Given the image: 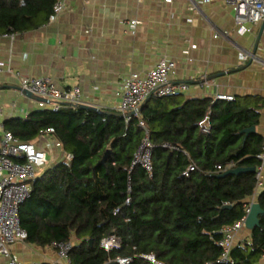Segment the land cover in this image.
<instances>
[{
  "label": "trees",
  "instance_id": "obj_1",
  "mask_svg": "<svg viewBox=\"0 0 264 264\" xmlns=\"http://www.w3.org/2000/svg\"><path fill=\"white\" fill-rule=\"evenodd\" d=\"M55 1L0 0V34L45 25ZM171 97L142 104L145 130L135 117L126 122L105 114L111 111L68 105L4 122L16 139L35 147L43 133L53 129L63 153L72 155L30 183L29 197L18 210L27 234L24 242L37 248L73 242L70 264H117V258L150 264L140 254L164 264H230L218 262L221 249L215 243L223 229L245 218L256 180L252 173L220 176L260 165L257 155L264 137L242 131L258 126L261 109L251 97L213 104L210 99H191L172 109L165 102ZM208 111L209 132L203 134L198 123ZM145 131L152 145V172L135 166L128 194L129 167ZM107 150L109 157L98 165ZM189 165L194 171L185 176ZM255 201L264 210V190ZM258 218L250 240L233 245V264H259L264 257V214ZM109 236L117 237L120 246L107 252L100 242Z\"/></svg>",
  "mask_w": 264,
  "mask_h": 264
},
{
  "label": "crops",
  "instance_id": "obj_2",
  "mask_svg": "<svg viewBox=\"0 0 264 264\" xmlns=\"http://www.w3.org/2000/svg\"><path fill=\"white\" fill-rule=\"evenodd\" d=\"M192 1L65 0L55 22L16 33L12 40L0 34V124L40 109L38 101L17 90L20 78H47L61 90L77 87L84 105L118 113L123 79L132 73L145 75L166 58L175 63L171 81L189 86L165 100L169 108L191 99L211 100L215 94L251 97L261 109L255 131L264 137V31L255 44L262 22L241 35L224 1L191 10ZM135 20L142 24L132 29L129 23ZM216 31L226 38H214ZM242 54L248 55L245 62ZM45 146L52 157L44 150L48 162L38 176L55 165L52 161L63 159L61 147L42 136L36 147ZM250 235L245 228L239 230L233 245L249 241ZM8 248L23 262L70 264L54 247L18 241Z\"/></svg>",
  "mask_w": 264,
  "mask_h": 264
},
{
  "label": "built area",
  "instance_id": "obj_3",
  "mask_svg": "<svg viewBox=\"0 0 264 264\" xmlns=\"http://www.w3.org/2000/svg\"><path fill=\"white\" fill-rule=\"evenodd\" d=\"M212 1L220 0H193L190 6L194 10L198 4H208ZM233 12V20L239 34L250 33L254 26L260 24L264 20V0H222ZM169 2V0H167ZM65 6V0H56L52 12L48 18V23L55 22ZM131 28H135L142 23L140 21H131ZM14 33L3 34L4 38L12 40ZM224 37L226 35L215 32L214 38ZM242 61L248 59V55H240ZM175 63L172 60L161 58L145 75L132 73L125 77L120 87V101L117 105L116 111L118 113L127 114L133 112V115L126 117L128 122L132 117L141 119L140 108L142 104L150 98H167L174 95L185 93L189 86L186 83L176 84L171 81L174 74ZM19 86L32 95L44 99L45 102H38L39 108L43 109L47 106L49 110L57 112L62 105L70 107H78L84 105L80 89L77 87L69 89L56 88L47 78H20ZM217 101L231 102L234 97L225 94H215L211 102ZM210 111L198 123L201 133L207 134L209 132L208 121ZM139 126L145 130L143 121H139ZM44 137L53 142L54 147H59L57 139L54 136V130L48 129L43 133ZM151 149L152 145L148 139L145 131L144 138L138 150L133 156L132 163L129 167L127 177V193L131 192L130 174L135 166L142 167L147 173L152 172L151 163ZM62 158L66 161L72 160V155L63 154ZM260 165L255 170L256 189L263 186L264 177V146L262 152L257 155ZM47 154L44 149L35 147L30 143H23L16 139L10 132L4 129L0 124V264H40L27 263L20 261L15 254H12L8 246L14 242H24L27 238L26 232L21 228L18 210L20 205L29 197L30 183L38 176V172L44 169L47 165ZM219 170L220 167L218 166ZM194 171V165H189L184 175L188 176L190 172ZM255 193L251 202L255 199ZM125 205L128 206L130 198L125 200ZM248 208L246 209V213ZM118 209L115 210V213ZM243 218L234 223L231 227L225 228L221 231L222 237L215 244L221 249V256L219 263L233 262L229 259L230 251L233 247V240L235 234L244 228ZM120 246V240L115 236L104 238L100 242V247L109 252L117 249ZM57 255L66 260L68 263V253L73 247L70 243H59L53 246ZM139 258L148 261L150 264H164L156 260L153 255H138ZM130 258H117V264H130Z\"/></svg>",
  "mask_w": 264,
  "mask_h": 264
},
{
  "label": "water",
  "instance_id": "obj_4",
  "mask_svg": "<svg viewBox=\"0 0 264 264\" xmlns=\"http://www.w3.org/2000/svg\"><path fill=\"white\" fill-rule=\"evenodd\" d=\"M263 31H264V20L261 23V26H260V29H259L255 44L258 43ZM251 54L254 55V50L252 51ZM17 90L20 91L24 96H26L29 99H33V100L38 101V102L47 103L46 100L41 99L39 97H36V96L32 95L31 93L27 92L26 90H23L21 88H17ZM78 107L79 108H83V109L93 110V111H99L100 110L98 108L91 107V106H88V105H79ZM105 114L114 115V116H118V117H121V118H126V117L132 116L133 112H130V113H127V114L105 112ZM242 132L245 135H249V134H252V133L255 132V128L251 127L249 129L243 130ZM110 152H111L110 150H107L105 152L102 160L98 163V165H103L106 162L107 158L110 155ZM169 157H170V154L168 155V159H169ZM255 170H256V168H236L234 170H230V171L225 172L220 177L237 176V175L244 174V173H252V174H254ZM263 190H264V186H261L259 189H257V191L255 193V199H257L261 195ZM227 207L229 208V206H227ZM262 214H264V210L261 209L259 204L255 200L253 202H250L249 206H248V211L246 213L245 220H244V228L246 230L250 231V232L253 231L256 227L259 226V218L258 217L260 215H262ZM89 243H91V241H89Z\"/></svg>",
  "mask_w": 264,
  "mask_h": 264
},
{
  "label": "rangeland",
  "instance_id": "obj_5",
  "mask_svg": "<svg viewBox=\"0 0 264 264\" xmlns=\"http://www.w3.org/2000/svg\"><path fill=\"white\" fill-rule=\"evenodd\" d=\"M46 148H47V147L45 146V147H44V150H48V151H47L48 157L51 158V157H52V151H51V150L49 151V149H46ZM55 161H57V159H56ZM55 161H52L51 163H52V164H56ZM52 164H51V165H52Z\"/></svg>",
  "mask_w": 264,
  "mask_h": 264
}]
</instances>
